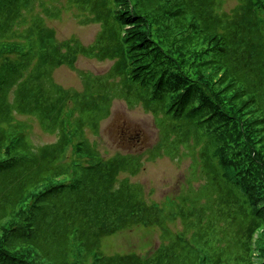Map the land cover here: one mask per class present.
<instances>
[{"label":"trees","instance_id":"trees-1","mask_svg":"<svg viewBox=\"0 0 264 264\" xmlns=\"http://www.w3.org/2000/svg\"><path fill=\"white\" fill-rule=\"evenodd\" d=\"M68 1L100 25L92 43L60 40L44 0H0V264H264V0ZM80 57L112 65L58 83ZM116 99L154 116L147 152L91 139ZM17 114L57 140L34 146ZM161 156L190 157L199 185L149 201L131 177ZM139 224L157 248L104 253Z\"/></svg>","mask_w":264,"mask_h":264},{"label":"rangeland","instance_id":"rangeland-1","mask_svg":"<svg viewBox=\"0 0 264 264\" xmlns=\"http://www.w3.org/2000/svg\"><path fill=\"white\" fill-rule=\"evenodd\" d=\"M52 11L58 10L60 16L47 17V23L55 28L57 37L65 40L77 37L85 44L94 41L100 30L96 23H85V13L68 0H44ZM236 1L226 2L225 8L235 6ZM37 10L41 9L37 6ZM111 61H99L80 57L76 70L62 66L55 70L54 79L69 88L82 89L81 71L94 74H104L111 67ZM16 117L29 123L31 129L29 138L34 146H41L57 140L56 134L46 133L36 117L17 114ZM99 137L90 134L91 139L105 158L116 153L147 152L159 139V131L154 116L141 107L130 108L124 100L116 99L111 115L102 122ZM192 159H172L161 156L153 161H147L143 170L131 180L143 184L147 199L151 202L163 203L167 198L177 197L189 188L199 185L192 182ZM181 229V225H178ZM161 230L158 226L135 225L107 235L102 240L105 254L136 252L146 254L161 244Z\"/></svg>","mask_w":264,"mask_h":264}]
</instances>
